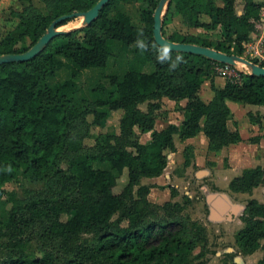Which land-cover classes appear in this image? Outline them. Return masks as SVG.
<instances>
[{"label": "trees", "instance_id": "16d2710c", "mask_svg": "<svg viewBox=\"0 0 264 264\" xmlns=\"http://www.w3.org/2000/svg\"><path fill=\"white\" fill-rule=\"evenodd\" d=\"M38 1L47 13L32 4L19 13V25L0 42V56L20 54L16 44L24 38L31 44L27 52L54 21L85 13L100 0ZM159 1L110 0L95 22L55 38L32 61L0 66V201L6 198L8 214L6 221H0V251L5 254L0 264H192L190 258L198 243L207 242L205 229L185 217L179 204H152L148 200L151 188L141 180L164 173L169 155L177 150L175 135L185 141L202 133L211 151L241 143L240 132L228 126L233 116L228 102L264 106V77L241 74L240 81L228 79L218 88L216 67L225 64L172 52L173 56L183 55L186 62L170 72L157 61L154 49L140 51L136 41L141 33L150 45L159 47L153 33ZM136 2L149 6L140 11L141 26L125 10ZM239 4L243 5L241 14ZM262 8L255 0H172L169 11L186 28L213 32L220 27L222 39L213 42L179 32L167 35L164 29L163 35L173 43L244 57V44L261 25ZM113 58L125 75L120 78L116 71L107 76L108 88L94 87L92 100H78L82 70H105ZM67 61L79 74L50 85L49 79ZM148 64L154 67L150 74L144 72ZM205 80H211L214 93L208 104L200 98ZM164 98L177 104L187 101L180 108L184 120L180 127L171 124L157 131ZM144 104L146 111L140 109ZM115 112L121 113L119 132L86 145L91 128H106ZM249 117L262 128L264 116ZM136 130L151 133V141L142 144ZM101 163L110 169H96L95 164ZM123 176L126 184L115 193ZM20 178L41 182L43 188L25 191L23 198L4 189ZM263 185L264 167H257L245 169L230 182L229 189L251 194ZM162 211L168 212L163 215ZM242 221L236 244L241 253L252 255L264 240V202L251 200ZM34 237L40 254L28 252Z\"/></svg>", "mask_w": 264, "mask_h": 264}, {"label": "rangeland", "instance_id": "374dc122", "mask_svg": "<svg viewBox=\"0 0 264 264\" xmlns=\"http://www.w3.org/2000/svg\"><path fill=\"white\" fill-rule=\"evenodd\" d=\"M255 2L263 5L261 13V25L256 29V32L250 33L251 40L244 44V59L251 62L257 61L260 65L263 63L260 58H257L256 51H261L264 56V0H255ZM30 4L34 5L42 12L47 13V10L38 0H0V42L13 32L19 25L20 20L18 14ZM142 8L148 9L147 2H136L129 5L128 9L135 22H139V14ZM243 5L237 7L238 14L242 13ZM165 12L164 19L168 17L167 23L164 21L163 29L167 35L175 32L184 35L196 36L216 42L222 39V28L208 32L202 29H187L181 21V18L174 14V11ZM168 13V14H167ZM171 14V15H170ZM170 19V20H169ZM83 20L76 18L68 24L58 28L59 31L69 32L83 26ZM79 25V26H78ZM63 27V29H62ZM61 42L58 41L56 44ZM229 44V43H227ZM31 46L29 39L24 38L17 42L16 49L19 53L25 52ZM118 61L113 59L110 62V69H116ZM150 65V64H149ZM146 68V67H145ZM144 71L153 70V65L147 67ZM234 71L249 73L247 66L238 63L228 72L226 69H216L218 76L215 78L217 87H222L228 79H234L228 73ZM72 73L78 75L75 68L67 61L63 68L58 72L55 78L49 79V84L54 85L56 82H64L71 79ZM232 73V74H234ZM79 86L81 91L77 98L82 101L84 99L92 100L94 94L92 88L100 90L102 87H107L110 82L107 77L100 74L84 71L79 75ZM240 81V79H236ZM211 81V80H210ZM205 80L201 94L204 98L211 93V82ZM94 88V89H95ZM85 103V102H82ZM163 104V103H162ZM233 116L228 122L231 131L240 129L242 138H245L243 144L230 145L218 151H211L208 145L204 144V138L200 136L195 141L189 144H184L179 137H176L175 153L168 157L167 169L160 177L144 178L141 180L143 186L151 188L148 200L157 206H165L166 204H179L182 207V214L190 218L199 226L205 229L207 242H200L197 245L196 251L191 256L192 264H260L264 258V240L261 241V248L252 255L241 253L237 244L236 236L243 229L244 217L247 204L251 200L264 202V185L255 189L251 194L233 193L229 189L230 182L240 176L245 169H253L264 167V144L259 147L261 136L253 135L249 114L260 115L264 114V106L245 105L241 103H233ZM140 108L147 110V105H141ZM179 104L170 103V105L162 106V113L169 114L170 122L181 124L183 120V112ZM170 112V113H169ZM121 113L115 112L111 121L106 128H91L85 144L93 146L95 140L112 132H119V121ZM161 120V118H159ZM90 121L92 119L90 118ZM262 132V131H261ZM145 138V137H144ZM259 138L258 140H254ZM208 140V139H207ZM144 141V139H143ZM242 143V142H241ZM255 143V144H253ZM256 145V146H254ZM186 161L190 162L185 165ZM64 169L67 168L65 163L62 164ZM96 169H110L109 165L101 163L95 164ZM126 184V177L123 176L118 181V187L115 193H120ZM43 188V183L34 182L26 178H20L4 186L7 192L15 191L21 198L24 197L25 191H38ZM138 188H135V192ZM223 198L228 202L231 208L226 217L219 218L212 209L211 203L215 198ZM6 198L0 201V221H6L8 214L5 209ZM168 211H162L161 214L166 215ZM232 214V216H230ZM233 217V218H232ZM117 219V216L115 217ZM91 237L87 236L86 239ZM39 242L35 237L32 238L28 252H38ZM38 254H40L38 252ZM5 254L0 251V262L4 259Z\"/></svg>", "mask_w": 264, "mask_h": 264}, {"label": "water", "instance_id": "95a60500", "mask_svg": "<svg viewBox=\"0 0 264 264\" xmlns=\"http://www.w3.org/2000/svg\"><path fill=\"white\" fill-rule=\"evenodd\" d=\"M171 1L172 0H160L158 7L154 13L153 33H154V39L159 47L166 43L172 48V52H184L192 55L204 56L214 62H218L233 67L236 66L238 63H240L247 66L250 75L264 77V67L255 65L252 62L244 59L243 57L237 55H228L216 51L215 49L207 48L199 45L173 43L169 41L166 37H164L163 35L164 16H165V12H167L169 8ZM109 2L110 0H100L96 6H94L91 10L85 13H74L71 15L62 16L61 18L57 19L51 24L47 33L44 36H42L40 40L27 52L0 56V66L8 63H26L32 61L40 54H42L55 38L65 33H68L64 31H59L58 30L59 24L69 19L74 20L76 18H82L83 26L86 25L89 26L99 18V14L102 8L106 6ZM215 199L217 203L216 204L213 203V206L219 209L222 213L225 212L227 207L224 204H222L221 201H218L219 197Z\"/></svg>", "mask_w": 264, "mask_h": 264}, {"label": "crops", "instance_id": "0c3cea01", "mask_svg": "<svg viewBox=\"0 0 264 264\" xmlns=\"http://www.w3.org/2000/svg\"><path fill=\"white\" fill-rule=\"evenodd\" d=\"M128 7H129V5H127L126 7H125V10H126V12L131 16V14H130V11H129V9H128ZM131 18H132V16H131ZM132 21H133V23L134 24H136L137 26H141L142 24H141V21H140V19H139V22L137 23V22H135L133 19H132ZM164 21H165V19H164ZM83 23V22H82ZM164 25V24H163ZM188 29V28H187ZM190 30H193V29H190ZM196 30V29H195ZM180 34H182V33H180ZM184 35V34H183ZM115 46H120V45H118V44H115ZM117 49H119V47H117ZM116 53V52H115ZM115 55V54H114ZM129 57L132 59V56L131 55H129ZM113 59H116V58H113ZM113 59H111L110 61H109V63H108V66H107V68L105 69V70H94L93 72L94 73H97V74H100V75H102V76H105V77H107V76H112V75H115V74H117V72L116 71H119V65L117 64V68L116 69H113V70H111L109 67H110V62L113 60ZM151 65V64H150ZM149 64L148 65H146V68H145V70L147 69V67L148 66H150ZM154 71V68H153V70H150L149 72H148V74H150V73H152ZM145 72V71H144ZM125 73H126V71H124V73H123V71H119V75H120V78H122L124 75H125ZM145 73H147V72H145ZM123 74V75H122ZM122 75V76H121ZM216 85V84H215ZM204 86V85H203ZM203 86H202V88H203ZM225 86V85H224ZM224 86H222V87H218V88H223ZM106 87V86H105ZM107 88H108V86H107ZM201 91H202V89H201ZM201 91H200V98L206 103V104H208V103H210L212 100H213V98H214V93H213V91H211V93L210 94H208V97H206V98H204L203 96H202V94H201ZM162 103L165 105H170V103H175L176 105H177V103L176 102H174V101H171V100H169V99H167V98H164L163 100H162ZM234 103V102H233ZM186 104H187V101L185 100V101H181L180 103H179V105H180V107L181 108H184L185 106H186ZM147 105V104H146ZM228 105H229V107H230V109H231V111H233V106H234V104H232V102H228ZM141 110H143V111H146V110H144L143 108H140ZM170 113V112H169ZM233 113V112H232ZM257 116V115H256ZM260 116H264V114H260ZM159 118H161V120L159 119ZM170 120V116H169V114H163L162 116H159L158 117V119H157V121H156V126H155V129L157 130V131H162V130H164V129H166L169 125H176L177 127H180L181 126V124H179V125H177V124H174V123H172V122H170L169 121ZM183 120H184V116H183ZM183 120H182V122H183ZM251 125H252V128L250 129L251 131H252V133H253V135H255L254 137H256V136H261V138H260V144L258 145L259 147H263V144H264V122H263V126H262V128L261 127H259V126H257V125H253L252 123H251ZM137 131V134L139 135V137H140V141H141V143L142 144H147V143H149L150 141H151V133H145V134H142V133H140L138 130H136ZM239 131H240V129H239ZM262 131V132H261ZM240 135H241V133H240ZM200 136L201 137H203L204 138V144H206V145H208V140H207V138L204 136V134H202V133H200V134H198V136H196L195 138H192V139H187V140H185V141H182L184 144H189V143H192L193 141H195L197 138H200ZM145 137V138H144ZM176 137H178L177 135H175L174 136V141H175V143H176ZM241 137H242V135H241ZM143 139H144V141H143ZM242 140L244 141L245 140V138H242ZM243 141H242V143H239V144H243ZM238 144V145H239ZM254 144V143H253ZM254 146H256V145H254ZM173 155V154H172ZM171 156V155H170ZM218 201H221V203L222 204H224L226 207H227V209H226V211L225 212H221L219 209H217L215 206H213V203L214 204H216L217 203V201H216V199L211 203V207H212V209H214L215 210V213L219 216V218H222V217H226L227 215H228V213H229V211H231V208H230V206L231 205H229L228 204V202H226L223 198H219V200ZM232 207V206H231ZM229 216V215H228ZM230 216H232V214H230ZM227 218V217H226ZM233 218V217H232Z\"/></svg>", "mask_w": 264, "mask_h": 264}, {"label": "clouds", "instance_id": "9594fccd", "mask_svg": "<svg viewBox=\"0 0 264 264\" xmlns=\"http://www.w3.org/2000/svg\"><path fill=\"white\" fill-rule=\"evenodd\" d=\"M136 46L142 52H147L150 48L154 49L157 61L161 64H166L170 72L176 71L181 64L186 62L183 55L179 53L173 56L172 48L166 43L160 47L150 45L148 41L143 39V33L137 39ZM9 171H11V168H9Z\"/></svg>", "mask_w": 264, "mask_h": 264}, {"label": "built area", "instance_id": "2783aa9c", "mask_svg": "<svg viewBox=\"0 0 264 264\" xmlns=\"http://www.w3.org/2000/svg\"><path fill=\"white\" fill-rule=\"evenodd\" d=\"M263 10H264V9H263ZM255 55H256L257 58H260L261 61H263V63H261L260 65H264V56L262 55L261 51H256ZM231 68H233V67H232V66H228V65H226V66H224V67H221V69H226L227 72H228ZM216 69L218 70L219 67H216ZM232 73H234V71H232V72H230V73H228V74H229V76H231V78L234 77V79H240V75H241V74H246V73H244V72H237V73L235 72L234 74H232Z\"/></svg>", "mask_w": 264, "mask_h": 264}, {"label": "bare ground", "instance_id": "6f19581e", "mask_svg": "<svg viewBox=\"0 0 264 264\" xmlns=\"http://www.w3.org/2000/svg\"><path fill=\"white\" fill-rule=\"evenodd\" d=\"M82 19V18H81ZM83 20V19H82ZM79 26V25H78ZM62 29H63V27H62Z\"/></svg>", "mask_w": 264, "mask_h": 264}]
</instances>
